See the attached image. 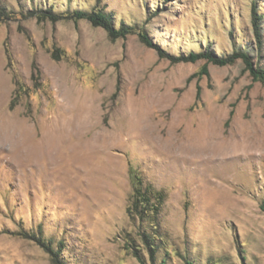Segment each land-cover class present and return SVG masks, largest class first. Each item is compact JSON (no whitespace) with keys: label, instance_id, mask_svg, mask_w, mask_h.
Masks as SVG:
<instances>
[{"label":"rangeland","instance_id":"obj_1","mask_svg":"<svg viewBox=\"0 0 264 264\" xmlns=\"http://www.w3.org/2000/svg\"><path fill=\"white\" fill-rule=\"evenodd\" d=\"M1 9L13 17L0 22V264H53L19 235L39 230L62 264H139L134 252L149 262L142 234L153 264H264V85L241 60L183 61L243 51L264 68V0ZM34 10L102 11L132 33L110 40L86 20L38 21ZM133 175L146 205L134 206Z\"/></svg>","mask_w":264,"mask_h":264},{"label":"trees","instance_id":"obj_2","mask_svg":"<svg viewBox=\"0 0 264 264\" xmlns=\"http://www.w3.org/2000/svg\"><path fill=\"white\" fill-rule=\"evenodd\" d=\"M29 17H35L38 21H50V22H56L59 21L62 18H73L75 20H86L88 21L93 27H100L103 30L106 31L108 37L110 40H115L118 38H126L130 33H132V29L122 25L118 29H115L111 23V15L105 14L102 11H90V12H83V11H76L68 16H60L54 14L51 10H34L29 12ZM251 25H252V33L254 36V39L256 41V44H260V37H259V27H258V21L259 18L257 17L256 13L254 12V9L251 13ZM13 17V13L6 12L5 10H0V22L8 21ZM139 39L143 45L149 48H155L158 52V54L165 55L166 54L157 48L147 37V35L143 32H140ZM56 57V55H54ZM53 56V57H54ZM205 59L208 63H213L216 66H227L234 64L237 60H241L244 64V70L245 72H248L253 82H260L264 85V68L255 66L251 60V57L247 52L243 51H235L232 54L228 55L227 57H216L212 54V52L205 50L201 53H190L188 57L183 60L184 62H191L194 63L198 61L199 59ZM178 60V58H177ZM205 73V66L202 70ZM200 91H197V97H199ZM232 116V112L230 113V117ZM132 181L134 182L135 186V200H134V206L137 207V205H146L149 201V197L145 198V193L142 189V182L140 178H138L136 175L132 176ZM148 196V195H147ZM261 210L264 213V199L261 203ZM19 235L23 238H26L28 240L36 242L39 246H41L50 256L51 261L53 264H62V262L59 259V250L54 251L52 248V241L48 240L45 241L41 235L40 230L38 231V234H31L27 235L25 233H19ZM142 240L144 242V245L146 247L147 253L149 255V262H146L141 254L138 252H134V257L137 259L139 264H153L152 257L155 253V246H153L151 237H149L146 234L141 235ZM164 264V262H162ZM185 264H193L189 260H185Z\"/></svg>","mask_w":264,"mask_h":264},{"label":"bare ground","instance_id":"obj_3","mask_svg":"<svg viewBox=\"0 0 264 264\" xmlns=\"http://www.w3.org/2000/svg\"><path fill=\"white\" fill-rule=\"evenodd\" d=\"M12 124V123H11ZM15 126V125H14ZM5 128H6V126H5ZM29 147V146H28ZM26 149H28V148H26ZM35 149V148H34ZM33 149V150H34ZM26 153H27V151H25ZM31 152H33V151H31ZM35 152H36V150H35ZM34 152V153H35ZM39 153V152H38ZM38 153H36L35 155H34V159L37 157V155H38ZM29 157H30V155H29ZM29 159H33V157H31V158H29Z\"/></svg>","mask_w":264,"mask_h":264}]
</instances>
